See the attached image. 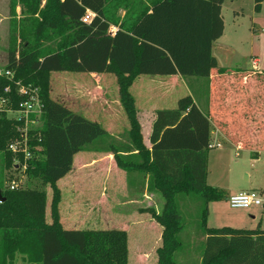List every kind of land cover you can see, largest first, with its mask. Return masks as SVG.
<instances>
[{"label":"trees","instance_id":"trees-1","mask_svg":"<svg viewBox=\"0 0 264 264\" xmlns=\"http://www.w3.org/2000/svg\"><path fill=\"white\" fill-rule=\"evenodd\" d=\"M263 1L255 0L256 11ZM224 2L151 0V5H145L141 1V8L126 11L120 19L109 8V0H48L55 11V35H39L40 27L36 28L37 40L50 43L46 48L24 33L19 45L16 28L12 29L5 69L14 76L0 74V95L10 94V106L16 109L22 100L17 81L40 87L42 124L29 133L31 145L43 147L42 157L35 151L26 172L52 187L53 220H46V189L6 186V171L15 167L8 144L21 137V122L0 112V264H16L18 254L24 264H128L126 230L66 229L61 223L57 182L72 170L75 154L90 149L111 151L122 169L149 174L151 188L160 189L166 198L159 217L164 231L158 264H177L184 224L176 196L192 192L206 203L200 218L205 236L202 264H264V230L208 226L209 202L227 198L207 183L211 120L238 148H264L263 122L258 124L260 137L255 140L244 126L258 114L264 117V71L220 67L213 55V42L225 31ZM88 10L95 15L86 22L83 17ZM112 24L117 26L114 35L109 33ZM55 71L116 75L130 124L129 141L114 146L113 135L101 122L52 97ZM158 74L211 77L213 87L207 112L191 95L181 97L177 107L158 109L149 148L130 88L138 76ZM98 142L109 145L99 148Z\"/></svg>","mask_w":264,"mask_h":264},{"label":"rangeland","instance_id":"rangeland-1","mask_svg":"<svg viewBox=\"0 0 264 264\" xmlns=\"http://www.w3.org/2000/svg\"><path fill=\"white\" fill-rule=\"evenodd\" d=\"M141 1L142 4L149 5L145 0H126V2L109 0V8L116 18L122 19L126 11L133 12V9L141 8L140 5L138 6ZM223 15L225 31L218 43L220 46L215 52L219 55L220 65L228 68L253 69L252 61L257 58L263 69L260 71H264V1L261 10L256 11L255 0H225ZM53 21H56L55 11L48 4V0H0V70H4L8 62V48L13 28H16L18 33L19 45L22 41L21 33H24L37 44L42 41L44 43L42 45L46 48L50 43L44 38L37 40L39 33L36 28L40 27L39 35H55ZM40 50L44 51L43 47H40ZM197 77L206 79L204 76ZM148 79L151 80L148 77L137 80L130 88L141 115L145 111V106H148L149 88L142 87L145 81H148L146 82L148 86ZM189 87L195 98L205 103L207 92L203 85ZM188 94V91L180 88L171 96L184 97ZM51 95L71 109L80 110L84 116L101 122L104 127L116 134L117 136L112 134L114 139L111 141L114 142V146L129 141L130 124L120 101L116 75L105 73L101 76L83 72L55 71L51 76ZM169 100L159 104L158 108H172L178 105L176 101ZM150 104H157V99L152 98ZM144 124L147 125L146 119ZM214 141H218L219 146L210 148L208 152L207 183L221 189L225 196L262 187L264 197V153L254 157L249 149L238 148L225 137H219L217 140L215 138ZM105 145H109L108 142L96 144L99 148ZM42 149V146L37 148L36 154L39 157H42ZM108 154L107 151L90 149L75 155L73 172L58 182L63 188L62 202L59 203L62 226L66 229L125 228L129 231L128 264H158L157 250L163 245V240H159L160 242H156L155 245L154 243L157 237L160 239L163 235L164 226L159 217L164 213L166 198L160 189L151 188L149 174L145 176L143 172L136 170L124 171L118 163L121 169L117 168L113 158ZM86 159L90 160V164H86L88 163ZM6 175L7 187H10V183L15 180L18 188L47 190L46 220L52 222L50 205L53 190L50 184H45L42 178L30 177L22 169L11 168L6 171ZM70 179H80L81 182L79 186L73 187V183L69 182ZM75 188H78L77 193L84 197L78 202V212L70 208L73 206L72 197ZM176 200L184 224V228L179 233L182 246L175 254L176 263L202 264L201 255L205 236L200 218L202 208L206 204L205 200L195 192L179 193ZM227 200L228 197H224L209 202L211 213L208 226L221 227L227 224L234 226L231 220L240 216V208H231ZM140 251L146 253L142 259H138ZM16 264H24L21 254L17 255Z\"/></svg>","mask_w":264,"mask_h":264},{"label":"crops","instance_id":"crops-1","mask_svg":"<svg viewBox=\"0 0 264 264\" xmlns=\"http://www.w3.org/2000/svg\"><path fill=\"white\" fill-rule=\"evenodd\" d=\"M145 2L149 5L150 2L149 0H145ZM225 3V2H224ZM223 9H224V4L221 8V16L224 17L223 15ZM222 37V36H221ZM221 37L217 40H215L213 42V55L217 58L218 60V65L220 67H226V66H222L220 65V59H219V55H216V50H217V47H219L220 45L218 44ZM242 69H249L247 67H243ZM262 69V68H261ZM263 70V69H262ZM90 75H101V76H104L105 74H98L96 72H92V73H89ZM151 78V80H149V84L147 86L146 82L148 81H145V83L142 84V87H148L149 88V91H148V95H147V107L145 106V111H143L142 115H141V112L139 111V108L137 109L138 111V118L140 120V123L142 125V134H143V138H144V142L146 143V145L151 148V143H150V134H151V131H152V125H153V122L156 118V111L158 109H162V108H158V105L161 104V103H165L167 102V100L169 101H176V103H178L179 99L183 96H171V94H174V92L178 89H182L183 91H188V95H191L195 102L197 103V105L204 111V112H207L209 109H210V99H209V96H210V93H211V89H212V80H211V77H206V79H201L197 76H183L181 74H171V75H140L136 78V80L134 81L133 85L131 86V88L136 84L137 80H142V78ZM190 85H194L195 87H198L199 85H203V88H205L206 92L209 94L207 95V93L205 94V97H207L205 103H201L199 102L195 96L193 95V93H191V88L189 87ZM261 91H262V94L264 95V86L261 85ZM133 93V92H132ZM191 93V94H190ZM153 99H157V104H153V105H149V101ZM169 98V99H168ZM136 99V98H135ZM137 101V100H136ZM262 103H264V100H261ZM264 106V104H262V107ZM177 107V106H176ZM260 108L261 109V112L263 111V108ZM163 108H167V107H163ZM169 108V107H168ZM174 108V107H172ZM79 113H81L80 110H75ZM260 114L257 115V118L256 119H251L250 121H248V123L244 124L245 127H248V131L247 132V135H250V137L252 138V140H255L254 138H259L260 137V133H259V127H258V124L259 122H263L261 124L264 125V117L263 115H260ZM140 116H143V117H140ZM144 119H146L147 121V125L144 124ZM237 127V126H235ZM264 127V126H263ZM145 128H146V132H145ZM109 130V129H108ZM109 132L111 134H114L113 132H111L109 130ZM116 135V134H114ZM264 133L262 132L261 136H263ZM117 136V135H116ZM219 137H225V138H229L228 135H226L225 133H223L221 130H219L217 128V126L215 125V123L211 120V140H217V138ZM245 149H249L252 153H253V156L254 157H258L261 153H264V148H263V145L257 147L256 149L255 148H245ZM81 152V151H80ZM108 156H111V158H113V162L115 164V166L117 168H120L118 167L117 165V162L115 160V157H114V154L111 152V151H107ZM76 155V154H75ZM75 157L74 156V163H73V168L72 170L68 173H72L73 170H74V167H75ZM92 158V157H91ZM89 158V159H91ZM93 159V158H92ZM90 160H87L86 159V164H90L89 162ZM93 161V160H92ZM121 169V168H120ZM123 170V169H122ZM125 171V170H124ZM67 174V175H68ZM65 176L61 179H64ZM60 179V180H61ZM58 180V182L60 181ZM57 182V185L58 187L60 188L61 190V202H62V197H63V188L60 187V185L58 184ZM70 183H73V187H77L79 186L81 180L80 179H70L69 181ZM108 182V180H107ZM67 186V184H66ZM77 189L78 188H75L73 190V197H72V203H73V206H71V210H76L78 212V209H79V205H78V202L79 201H82L83 200V195L81 194H78L77 193ZM257 190V191H260L261 194H263V189L262 187H256V188H252L250 190ZM75 191V192H74ZM237 193V192H236ZM231 194H234V193H231ZM231 194H228V196H230ZM227 196V197H228ZM60 202V204H61ZM227 203L228 200L226 201ZM225 202V203H226ZM60 204H59V211H60ZM230 205V204H229ZM231 207V206H230ZM259 207H261L262 209H260ZM233 208V207H231ZM264 205H253L249 208H240V216L237 218H233V220H231L232 222V225L234 226H231V227H235V228H244V229H253V230H264ZM50 211H51V205H50ZM210 213H211V210H210V204H209V215H208V224H209V217H210ZM60 217H61V211H60ZM229 224L225 225V226H228ZM155 227V226H153ZM209 227H213V228H216V227H220V226H209ZM223 227V226H221ZM75 229H80V228H75ZM85 229H99V228H85ZM118 229H124L127 231V234H128V239H129V231L125 228H118ZM156 229V228H155ZM159 240H162V235L160 237V239H158V237L156 238V241L154 243L157 244L156 242H160ZM129 243V241H128ZM153 247V246H152ZM128 248H129V244H128ZM144 255H146V253H144V251H140L138 252V259H142L144 257ZM201 260H202V256H201Z\"/></svg>","mask_w":264,"mask_h":264},{"label":"built area","instance_id":"built-area-1","mask_svg":"<svg viewBox=\"0 0 264 264\" xmlns=\"http://www.w3.org/2000/svg\"><path fill=\"white\" fill-rule=\"evenodd\" d=\"M95 13L88 10L87 14L83 17V20L89 22L94 17ZM117 31V26L111 25L109 33L114 35ZM253 69L261 70L259 65V59L255 58L252 61ZM0 74H6L9 77H13L14 73L11 70H0ZM18 94L22 96V100L19 107L14 109L10 106L11 96L10 94L0 95V112H6L10 117L16 118L21 123L18 126V130L21 132V137L13 140L8 144V150L14 155V169L27 170L30 160L35 156V151L40 145H31L30 142V129L32 127H39L42 124V115L44 112V103L41 98L40 87L33 84H25L21 81L16 82ZM5 92H10V87L5 88ZM218 141L211 140L209 147L219 146ZM11 189L18 188V183L13 180L10 183ZM228 202L233 208H249L253 205H263L264 197L257 190H248L243 192H237L231 194L228 197Z\"/></svg>","mask_w":264,"mask_h":264}]
</instances>
